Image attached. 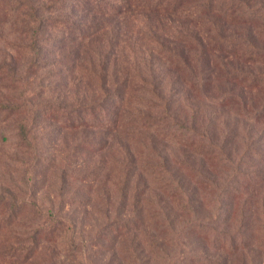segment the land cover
Wrapping results in <instances>:
<instances>
[{
  "label": "rangeland",
  "instance_id": "1",
  "mask_svg": "<svg viewBox=\"0 0 264 264\" xmlns=\"http://www.w3.org/2000/svg\"><path fill=\"white\" fill-rule=\"evenodd\" d=\"M41 15L66 20L78 33L46 26L31 48L29 36L0 15V264H11L9 256L2 258L10 248L13 259L23 257L35 234L28 264H192L193 255L214 264H264V231L256 230L255 222L264 216V122L208 102L182 83L160 54L169 48L190 56L192 45L177 35L203 38L205 31L186 16H98L102 30L90 37L87 26L95 14L68 4ZM226 34L250 35L264 46L261 30L251 26H232ZM260 70L263 64L255 71ZM124 78L142 85L148 98L153 96L145 90L154 88L188 126L197 123L234 172H221L190 148L162 139L154 128L127 120L126 111L160 112L129 99L126 90L124 102L115 97ZM244 96L250 102L260 98L257 91ZM106 100L108 115L95 118L84 111ZM74 110L79 112L71 118ZM162 162L165 178L192 192L197 216L218 219L220 229L234 236L228 250L193 234L177 216L145 169ZM190 171L218 187L231 174L236 182L217 205ZM9 212L13 216L5 222ZM245 219L248 226L238 232Z\"/></svg>",
  "mask_w": 264,
  "mask_h": 264
},
{
  "label": "trees",
  "instance_id": "2",
  "mask_svg": "<svg viewBox=\"0 0 264 264\" xmlns=\"http://www.w3.org/2000/svg\"><path fill=\"white\" fill-rule=\"evenodd\" d=\"M68 4L75 11L87 12L88 15L95 14L92 16V24L87 26V36L90 37L91 34L102 30L101 25L97 22L98 16L124 19L128 15L154 14L169 18L173 16L192 18L205 31L206 37L177 35L181 42L192 45L190 50L193 49V53L190 56H187L185 51L177 53L175 49L163 48L160 54L163 55L165 63L170 64V71L173 70L182 79V83L189 86L191 90L199 91L200 96L208 102L218 103L222 108H233L248 120L264 122V71H255L257 65H264V46L258 44L250 35L229 36L226 34L228 28L240 25L260 29L264 36V0H38V3L35 0H0V15L7 20H12V25L31 39L29 46L36 48L46 26L53 29L63 26L62 29L66 28L71 34L78 33L75 27L73 30L70 29L72 24L66 20L43 18L41 15L42 10L50 11L53 8L60 10ZM87 36L82 39L88 38ZM71 39L74 42L78 38L71 37ZM90 74L93 75L91 72ZM102 77L101 79L104 80V76ZM120 82V87L116 89L119 94L115 97L123 100L125 98L123 90H126L129 99L138 98L143 108L160 112L158 115L144 116L126 111L124 113L127 120L132 121L131 123H135V125L142 122V126L154 128L162 139L190 148L194 153L207 158L212 166L221 172L229 170L234 172V169L226 164L227 157L224 156L223 151L218 148L212 138L203 132L204 129L199 131L197 123L194 127L188 126L182 113L174 111L171 102L160 100L154 88L145 90L153 96L148 98L143 92L142 85L138 87L127 78L121 79ZM132 85L133 89H131ZM238 88H240L239 92H237ZM246 91H250V93L257 91L260 96L258 102H250L252 98L248 99L244 96ZM107 101L91 104L84 111L95 118H98L100 114L108 115L109 102L107 103ZM118 110L116 113H120ZM78 112L70 111L71 118H74ZM145 169L152 176L156 188L161 190L172 202L177 216L184 219L186 227L191 229L193 234L202 236L207 243L209 241L214 246L221 245L225 248L224 250H228L226 247L232 245L234 236L220 229L218 219L210 221L197 216L192 192L183 188L180 182L170 183L171 181L165 178V173L168 172L165 163L148 165ZM189 173L193 176L198 187L208 195L212 194L217 205L221 203V198L227 187L232 182H236V177L230 179L231 174L226 180V184L223 187H218L216 181L199 171H190ZM198 187H195L197 192ZM236 189L234 187V190ZM236 199L238 198L233 197L234 203H236ZM243 213L242 209L240 215L242 216ZM227 214L230 215L229 212ZM12 216L13 214L11 215L9 212L8 219L4 221L8 222ZM134 218L132 221L135 220ZM248 220L239 221L238 232L248 226ZM137 222L140 223L139 220ZM255 222L256 230L264 231V216L262 220L256 219ZM169 225L172 226L171 221ZM55 228L56 226L51 230L55 232ZM8 237L12 238L13 236L8 235ZM37 240L38 234L31 237V246L25 249L27 251L23 257L13 259L14 249L10 248L8 252L2 253V258L5 261L7 255L11 264H28L36 250ZM191 258L192 264H214L204 256L193 255Z\"/></svg>",
  "mask_w": 264,
  "mask_h": 264
}]
</instances>
